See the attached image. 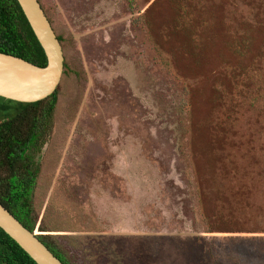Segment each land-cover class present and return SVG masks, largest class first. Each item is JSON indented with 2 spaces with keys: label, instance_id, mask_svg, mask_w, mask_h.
I'll return each instance as SVG.
<instances>
[{
  "label": "rangeland",
  "instance_id": "1",
  "mask_svg": "<svg viewBox=\"0 0 264 264\" xmlns=\"http://www.w3.org/2000/svg\"><path fill=\"white\" fill-rule=\"evenodd\" d=\"M40 2L77 71L41 223L77 264H264V0Z\"/></svg>",
  "mask_w": 264,
  "mask_h": 264
},
{
  "label": "trees",
  "instance_id": "2",
  "mask_svg": "<svg viewBox=\"0 0 264 264\" xmlns=\"http://www.w3.org/2000/svg\"><path fill=\"white\" fill-rule=\"evenodd\" d=\"M56 35L64 55L61 79L75 76L76 68L72 69L66 61V40L62 34ZM0 52L41 67L47 64L45 52L17 0H0ZM58 102L59 84L52 94L34 102L0 96V203L64 264H77L69 250L41 223L36 209L41 172L37 156L53 131ZM202 221L209 226V218L204 213ZM213 258L219 262L215 248ZM0 264L37 263L0 227Z\"/></svg>",
  "mask_w": 264,
  "mask_h": 264
},
{
  "label": "water",
  "instance_id": "3",
  "mask_svg": "<svg viewBox=\"0 0 264 264\" xmlns=\"http://www.w3.org/2000/svg\"><path fill=\"white\" fill-rule=\"evenodd\" d=\"M37 40L47 64L44 67L0 52V96L34 102L46 98L57 88L64 69L63 49L38 0H17ZM0 227L25 250L37 264H64L2 203Z\"/></svg>",
  "mask_w": 264,
  "mask_h": 264
}]
</instances>
